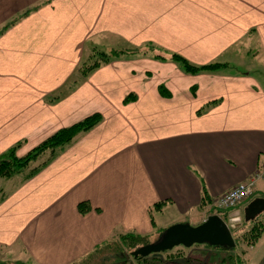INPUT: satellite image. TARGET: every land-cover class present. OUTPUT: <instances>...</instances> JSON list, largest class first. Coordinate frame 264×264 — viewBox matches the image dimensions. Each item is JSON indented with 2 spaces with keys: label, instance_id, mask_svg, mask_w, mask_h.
Listing matches in <instances>:
<instances>
[{
  "label": "crops",
  "instance_id": "obj_1",
  "mask_svg": "<svg viewBox=\"0 0 264 264\" xmlns=\"http://www.w3.org/2000/svg\"><path fill=\"white\" fill-rule=\"evenodd\" d=\"M13 22L0 36V156L103 121L30 180L5 179L0 251L14 256L0 262L86 264L121 235L198 226L263 169L264 0H0V31ZM95 49L142 51L74 83ZM173 54L222 72L187 75ZM252 198L244 221L264 179ZM245 254L264 264V232Z\"/></svg>",
  "mask_w": 264,
  "mask_h": 264
},
{
  "label": "trees",
  "instance_id": "obj_2",
  "mask_svg": "<svg viewBox=\"0 0 264 264\" xmlns=\"http://www.w3.org/2000/svg\"><path fill=\"white\" fill-rule=\"evenodd\" d=\"M14 24L6 26L3 30L0 31V36L5 33L10 26ZM137 50V49H135ZM93 51V50H92ZM124 54H134L129 53V51H118L113 50L111 52H103L97 49L94 50L92 54V58L88 61L82 63L79 68L76 76L74 77V83L80 82L86 79L90 74L103 67L104 65L109 64L115 58H118ZM161 60L166 61V59L161 58ZM172 62L178 64L180 68L189 74H199V73H216L221 66L220 63L205 65L201 67H196L188 62L182 56L173 54ZM160 91L163 95H167L169 92L165 87H160ZM130 100V98H128ZM103 121V116L100 113H95L79 123L74 124L71 127L64 128L56 132L54 135L49 137L47 140L42 142L28 154L23 157H19L16 154L17 148L19 145L7 151L5 154L0 156V179H11L15 177L22 178V181H27L49 166L55 159L59 157L66 149H68L74 142L80 137L82 134H86L101 124ZM45 158L42 160V158ZM37 165L36 163L39 162ZM253 199V198H252ZM251 199H248L244 203L248 204ZM242 203V204H244ZM242 204L238 205L233 209H216L212 215H219L225 221H230V219L237 217L236 211L237 208ZM89 205L87 203H81L79 209L82 213H85L88 209ZM245 222V221H244ZM245 225H249L250 229L246 231L242 237L245 240L248 246H252L255 244L261 234L264 232V214L261 215L258 219L245 222ZM165 230L160 232V235ZM233 237L236 242V246L233 249L221 248V247H211L206 246L208 249H211L214 254L213 257H210L211 264H229L233 256L231 255L228 259L220 260V256L222 252L227 253H235L236 248L239 246V242L235 236V232L232 230ZM158 239V238H157ZM150 243L149 236L139 235V234H126L121 235L117 240L113 243H109L108 245L98 248L96 253V259L94 262L86 263V264H191V261L186 257L185 247L177 250L174 248L171 251H166L159 254H152L148 257H137L133 256V252L138 248L148 245ZM198 246V245H195ZM194 247V246H193ZM179 248V247H177ZM189 249V248H187ZM134 250V251H132ZM108 254H104V252ZM128 251H132L127 253ZM222 258V257H221ZM245 260L243 259V262ZM193 264H203L192 260ZM195 262V263H194ZM220 262V263H219ZM245 263V262H244ZM243 263V264H244ZM0 264H7L0 262ZM15 264H24L22 262H18Z\"/></svg>",
  "mask_w": 264,
  "mask_h": 264
},
{
  "label": "water",
  "instance_id": "obj_3",
  "mask_svg": "<svg viewBox=\"0 0 264 264\" xmlns=\"http://www.w3.org/2000/svg\"><path fill=\"white\" fill-rule=\"evenodd\" d=\"M264 212V198L254 200L245 211V221L254 220ZM241 225V218L226 222L219 215L209 216L202 224L192 226L188 223L175 224L166 229L156 242L142 246L133 252V256L148 257L171 251L177 247L192 248L195 245H208L233 249L236 246L231 227L233 224Z\"/></svg>",
  "mask_w": 264,
  "mask_h": 264
},
{
  "label": "rangeland",
  "instance_id": "obj_4",
  "mask_svg": "<svg viewBox=\"0 0 264 264\" xmlns=\"http://www.w3.org/2000/svg\"><path fill=\"white\" fill-rule=\"evenodd\" d=\"M141 51L142 50H140V49H138V50L131 49V50H129V53L141 54ZM89 56L92 58V53H90ZM171 59H172V56H171ZM221 72H222L221 70H218L216 73H199V74H220ZM184 73L187 74V75H193V74H189V73H186V72H184ZM226 73H228V72H226ZM199 74H195V75H199ZM44 159L45 158L43 157L42 160H44ZM38 163H40V161L37 162L36 165ZM253 178H254V176L251 177V179H253ZM6 181L7 180H5V179L0 180V189L3 188L1 190L2 192L0 191V199L3 198V196H5V194H7V192L9 191V187H11V185L8 187L9 184ZM249 181H247V182H249ZM14 185L15 184L12 183V187L11 188H13ZM238 217H241V216H239V214H238ZM232 219H230V220H232ZM234 219H236V217ZM227 222L229 223V221H227ZM231 229L235 232V236L237 238V241L239 242V246H238V248H236L235 253L222 252L219 261H222V259L226 260L231 255L232 256L234 255L233 258L231 260H229L230 261L229 264H243L244 262H245L244 264H247L246 263L247 260L243 262V259H245V256H246L245 251H246L248 245L245 242V240L242 239V237H243L244 233L250 229V226L249 225H245L244 219L241 217V225H238V223H235V224L232 225ZM160 232L161 231H156L155 233H153L151 235H146V236H149V241H150L149 244L154 243V242L157 241L158 236H160ZM176 249L179 250V249H182V248L179 247V248H176ZM132 251H134V250H132ZM132 251H128L127 253L132 252ZM185 252H186V254H185L186 257L191 261V264H193L192 260H194L196 262L199 261V263H203V264H211V262L209 260H210V257L212 258L213 254H214V252L211 249H208L204 245L194 246V247L189 248V249L185 248ZM104 254H108V251H107V253L104 252ZM11 256H14V255L11 254V253H8L7 251H0V258L6 257V258L9 259Z\"/></svg>",
  "mask_w": 264,
  "mask_h": 264
},
{
  "label": "built area",
  "instance_id": "obj_5",
  "mask_svg": "<svg viewBox=\"0 0 264 264\" xmlns=\"http://www.w3.org/2000/svg\"><path fill=\"white\" fill-rule=\"evenodd\" d=\"M249 182L241 183L216 200L218 209H233L244 203L255 194L258 180L264 179V167L259 170Z\"/></svg>",
  "mask_w": 264,
  "mask_h": 264
}]
</instances>
